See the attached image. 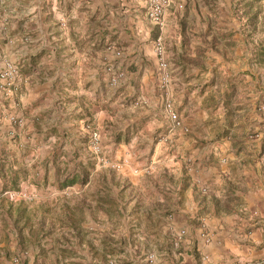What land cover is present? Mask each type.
<instances>
[{"label":"crops","instance_id":"crops-1","mask_svg":"<svg viewBox=\"0 0 264 264\" xmlns=\"http://www.w3.org/2000/svg\"><path fill=\"white\" fill-rule=\"evenodd\" d=\"M148 1L0 0V61L16 63L21 74L13 93L0 91V176L8 165L2 160L4 149L20 157L33 152L37 158H50L59 151V137L73 135L74 150L61 153L68 158L79 154L84 123L99 110L101 118H108L104 110L112 115V109L123 108L137 94L148 100L146 109L132 122L125 114L118 127L110 123L108 134L123 136L145 119L163 136L171 128L164 137L176 145L174 159L181 153L177 167L188 154L199 163L177 180L180 194L189 195L177 205L165 232L172 237L182 230L187 234L170 255L180 264H264V112L257 110L264 102L258 84L264 76V24L256 21L264 9L249 6L253 0L240 6L239 0H178L167 10L161 32L147 17ZM159 35L170 47L172 83L166 90L160 88L149 44ZM128 46L134 50L125 52ZM119 50L122 58L116 55ZM146 60L149 68L143 65ZM134 64L137 68L120 85L125 88L116 92L104 65L115 74ZM167 100L190 129L188 139L182 129L173 130L163 111ZM13 116L20 125L10 122ZM123 141L114 145L125 149ZM180 144L191 151L182 153ZM205 185L209 195L202 197ZM177 203L156 195L146 205L163 213Z\"/></svg>","mask_w":264,"mask_h":264},{"label":"rangeland","instance_id":"rangeland-1","mask_svg":"<svg viewBox=\"0 0 264 264\" xmlns=\"http://www.w3.org/2000/svg\"><path fill=\"white\" fill-rule=\"evenodd\" d=\"M243 1L245 2V0L237 1L236 6H240V3H244ZM263 1L253 0L248 5L252 6L254 3L258 4V9L259 7L264 9ZM246 6L244 5V7ZM261 13L262 11L259 9L256 21L264 24V15ZM121 18L126 19L124 16ZM159 37L163 39L166 59L169 63L170 47L168 50L164 42V35H159L157 38ZM156 40L149 43L153 45L154 53ZM106 49L110 52L109 47ZM133 50L134 48L128 46L125 52ZM118 52L121 55L117 57L122 58V50ZM155 58L158 75V59ZM114 62L109 64L112 65ZM143 65L149 68L151 62L146 60ZM133 67L135 68L136 65L113 74L114 68L104 65L106 71L112 75L110 85L116 92L125 88L124 85H122L123 87L120 85L125 80L126 74L133 73L131 70ZM169 71L171 74L170 63ZM258 84L264 90V76L259 78ZM260 88L257 87L259 94L262 92ZM261 97L263 98L262 95ZM126 100L127 103L123 108L119 105L112 109L114 111L112 115L111 111L104 110L103 113L109 116L108 118H101L99 110L94 119L84 123L86 133L80 135V139H78V143L83 145L82 150L79 154H70L71 158L64 157L61 152L65 150L68 153L74 150V141H70L73 135H70V139H65V135L60 136L56 143L59 151L55 155L51 154L50 158H37V153L33 154V152L20 157L14 155L12 150L4 149L2 156L6 158L2 160L8 161L5 171L13 174L19 173L20 182L19 191L8 189L6 192L2 185L0 189V264L181 263V261L177 263L176 259L170 255L171 248L175 249L180 245L179 235L172 237L170 231L165 232V228L169 229L171 220L179 211L177 205L180 207L181 202L189 195L187 191L180 194L177 190L180 182L177 180L185 178L184 171L196 169L199 163L198 161L194 163L188 154L185 156L184 164L177 167L176 161L181 160V153L174 159L171 155L177 153L176 145L164 137L169 135L168 132L171 128L166 133L164 132L163 136L145 119L131 125L123 136L122 134L116 135V133L109 135L110 123L118 127L122 119H125V114L132 122L143 113L149 103L146 98L137 94ZM181 100L184 101V99ZM167 101L173 102L172 100ZM164 106L163 111L165 112ZM193 128L195 129V127ZM92 132H97L100 135V152L98 154L91 148L90 134ZM193 132L200 133L196 130ZM189 133L190 129L189 132L184 131L182 137L188 139L191 136ZM257 134H253L252 137L257 138ZM121 139L124 140L125 149H118L114 145ZM136 139L137 141L134 142ZM178 147L182 148V153L191 151L184 150L186 147L184 144H180ZM176 170L178 173H175ZM74 173L86 178L85 181H79L72 187L63 188L62 182L65 177ZM175 174L176 176H174ZM174 177L178 179H174ZM0 180L3 186L7 182L1 176ZM8 183L10 187L11 183ZM146 186L150 190L145 189ZM174 186L175 190L171 189ZM127 187L135 189L129 190ZM160 188L166 190L161 192ZM95 192H98V198L93 195ZM200 192L202 197L208 196L207 185L201 188ZM156 195L159 198H168L170 201L176 199L178 203L174 209L172 208L173 210L171 207H166L163 209L165 212H157V210L162 211V208L146 205ZM100 196L103 198L100 199ZM195 196L196 194H194V198ZM202 197L198 196L201 200ZM137 199L138 201L135 203L134 200ZM81 202H85V205L80 204ZM142 202H144L143 205ZM76 205L83 207L72 216L76 228L72 230L64 228V232L59 231L61 222L65 220L64 207L62 206L73 208ZM47 209H50L47 217L50 222L51 219L54 220L57 232H52L51 236L45 238V236L42 237L43 233H39V229L43 218L42 214ZM47 217L45 218L46 223ZM202 230L206 232L205 225H202ZM61 234H65L64 239L59 238L62 236Z\"/></svg>","mask_w":264,"mask_h":264},{"label":"built area","instance_id":"built-area-1","mask_svg":"<svg viewBox=\"0 0 264 264\" xmlns=\"http://www.w3.org/2000/svg\"><path fill=\"white\" fill-rule=\"evenodd\" d=\"M177 1L178 0H149L147 7L148 19L160 30H163L165 27L166 12ZM179 6V8L183 7L182 4H179ZM155 54L158 59L160 86L162 89H168L171 86L172 77L169 71V63L166 59V49L162 37H159L155 41ZM116 55L120 56L121 54L118 52ZM20 80V67L16 63L8 60L0 61V91L4 93L5 96L15 91ZM164 110L172 122L173 130L182 129L185 132H189V129L183 126L182 121L175 111L173 102L167 101ZM259 110L264 112V102L260 104ZM0 118L2 117L0 116ZM10 122L13 125L21 124V120L15 116L10 118ZM90 142L92 150L98 154L100 152V135L97 132H92L90 134ZM185 235L186 231L182 230L179 234V239L182 240ZM203 239L206 243L210 242V237L206 233H203Z\"/></svg>","mask_w":264,"mask_h":264},{"label":"trees","instance_id":"trees-1","mask_svg":"<svg viewBox=\"0 0 264 264\" xmlns=\"http://www.w3.org/2000/svg\"><path fill=\"white\" fill-rule=\"evenodd\" d=\"M261 58H263V61L261 64H264V54L263 56H261ZM10 174V175H9ZM81 175H79L78 173H74V174H70L68 177H65L64 181L62 182L64 185L62 186L63 188H69L72 187L74 185H76L77 183H79V181L83 182V180L85 181L86 178L82 177ZM2 178L7 181L5 182L3 188L6 192H8V189H15L17 191H19V182H20V174H13V173H8V172H3L2 173ZM9 179V180H7ZM81 179V180H80ZM11 183V186L9 187V183ZM85 201V200H83ZM80 204L85 205V202H81ZM63 208V214H64V218L65 220L61 222V227L59 229V231H63L64 232V228H68V229H73L76 228V223L74 222V218H72V216L74 215V213L78 212L79 210H81V208H83L80 205H76L73 208L69 207V206H62ZM41 212H42V208H41ZM50 212V209H47L46 211L43 212L42 214V220H41V224H40V229H39V233H43L42 237L45 236V238H47L48 236H51L52 232H57V227L56 224L54 222L53 219H51V222L48 219V214ZM47 217V223L45 221V218ZM44 225H46V227H44ZM60 232V233H63ZM57 236V234H55ZM62 235V236H61ZM59 237L60 239H64L63 236H65V234H61ZM63 237V238H62Z\"/></svg>","mask_w":264,"mask_h":264}]
</instances>
